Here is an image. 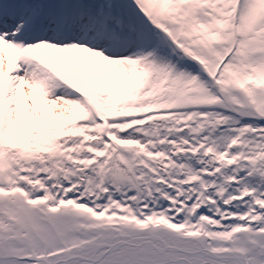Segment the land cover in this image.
<instances>
[{"label":"snow or ice","instance_id":"1","mask_svg":"<svg viewBox=\"0 0 264 264\" xmlns=\"http://www.w3.org/2000/svg\"><path fill=\"white\" fill-rule=\"evenodd\" d=\"M0 264H264V0H0Z\"/></svg>","mask_w":264,"mask_h":264}]
</instances>
